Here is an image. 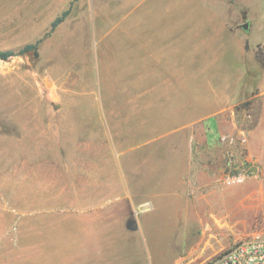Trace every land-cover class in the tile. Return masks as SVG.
I'll return each mask as SVG.
<instances>
[{
  "label": "rangeland",
  "instance_id": "rangeland-1",
  "mask_svg": "<svg viewBox=\"0 0 264 264\" xmlns=\"http://www.w3.org/2000/svg\"><path fill=\"white\" fill-rule=\"evenodd\" d=\"M34 43L0 59V264H63L99 227L136 264L264 238V0H0V52ZM121 197L155 226L125 237Z\"/></svg>",
  "mask_w": 264,
  "mask_h": 264
},
{
  "label": "crops",
  "instance_id": "crops-1",
  "mask_svg": "<svg viewBox=\"0 0 264 264\" xmlns=\"http://www.w3.org/2000/svg\"><path fill=\"white\" fill-rule=\"evenodd\" d=\"M199 7L201 6L199 5ZM259 95L264 96V91L260 92ZM263 101H264V98H263ZM180 186H181V183H180ZM157 198H159L157 194L152 195L150 196L148 201L145 203H149L152 207H155L156 209L159 205ZM118 201L124 202L123 203L124 206L122 208L123 210L118 211V213L116 212V216H114L113 219L116 224L117 223L120 224V228L122 232L125 233L124 234L125 237L129 238L131 233L137 231L138 229H142L143 227H145L147 231L148 225H145V224L151 221L153 222L152 224L154 225L156 224L155 221L159 219L160 213H158V211H151V209L145 211V213H143L141 218L131 217L132 215H128V212L127 213H123V212L126 209L130 211V207H132V209H135V207L137 206L136 205L137 202H135L133 199L129 200L127 197H121L116 200V202ZM176 218L178 220V216H176ZM131 221L136 223L135 230H130L127 227V224ZM100 229H101L100 227L95 228L96 232H93L95 233L94 235L95 239L86 238V237L82 239L80 238L71 239L74 241L73 244H75V248H71L69 252L65 253V255L63 256V264H136V260L134 259L133 250L125 251V248L127 247V244L125 243L127 239L124 240L125 237L123 239L124 240V249H123L124 251L118 256V258H116L115 251L114 252L113 250L110 251L109 244L102 246L100 241H102L101 239L103 238V233L100 231ZM156 231H158V229ZM152 241L153 242L151 243V245L153 249L157 252L156 249L158 246L156 245V242H155L156 238H154V240ZM77 247L80 248V250L77 251Z\"/></svg>",
  "mask_w": 264,
  "mask_h": 264
},
{
  "label": "built area",
  "instance_id": "built-area-1",
  "mask_svg": "<svg viewBox=\"0 0 264 264\" xmlns=\"http://www.w3.org/2000/svg\"><path fill=\"white\" fill-rule=\"evenodd\" d=\"M205 264H264V238L238 241Z\"/></svg>",
  "mask_w": 264,
  "mask_h": 264
},
{
  "label": "trees",
  "instance_id": "trees-1",
  "mask_svg": "<svg viewBox=\"0 0 264 264\" xmlns=\"http://www.w3.org/2000/svg\"><path fill=\"white\" fill-rule=\"evenodd\" d=\"M68 14H69V11L66 10V11H63L58 17H56L50 24V30L53 31L59 24H61L66 19ZM246 48H247V43H246ZM25 54L32 55L33 58H37L38 57L37 43L26 44L17 51H12V50L1 51L0 59L7 60L10 57L18 56V55H25ZM262 66L264 68V65ZM246 74L247 75L245 76L244 84L241 87V90L242 91L245 90V92H247L248 91L247 89L249 87L251 88V86H253L252 84L257 82L259 79V74L256 73L255 71L249 70ZM250 80H252V84H249Z\"/></svg>",
  "mask_w": 264,
  "mask_h": 264
},
{
  "label": "water",
  "instance_id": "water-1",
  "mask_svg": "<svg viewBox=\"0 0 264 264\" xmlns=\"http://www.w3.org/2000/svg\"><path fill=\"white\" fill-rule=\"evenodd\" d=\"M241 28H242L243 30L247 31V30H248V24L245 23V24L241 25ZM0 65H1V62H0ZM127 227H128V229H130V230H135V229H136V223L133 222V221H131V222H129V223L127 224Z\"/></svg>",
  "mask_w": 264,
  "mask_h": 264
}]
</instances>
